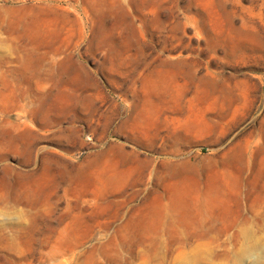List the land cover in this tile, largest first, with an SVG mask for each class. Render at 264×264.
<instances>
[{
  "label": "rangeland",
  "instance_id": "374dc122",
  "mask_svg": "<svg viewBox=\"0 0 264 264\" xmlns=\"http://www.w3.org/2000/svg\"><path fill=\"white\" fill-rule=\"evenodd\" d=\"M250 262L264 0H0V264Z\"/></svg>",
  "mask_w": 264,
  "mask_h": 264
},
{
  "label": "bare ground",
  "instance_id": "6f19581e",
  "mask_svg": "<svg viewBox=\"0 0 264 264\" xmlns=\"http://www.w3.org/2000/svg\"><path fill=\"white\" fill-rule=\"evenodd\" d=\"M103 173L107 174L109 177H111V171L109 168H105ZM115 175V174H114Z\"/></svg>",
  "mask_w": 264,
  "mask_h": 264
},
{
  "label": "clouds",
  "instance_id": "9594fccd",
  "mask_svg": "<svg viewBox=\"0 0 264 264\" xmlns=\"http://www.w3.org/2000/svg\"><path fill=\"white\" fill-rule=\"evenodd\" d=\"M250 264H251V262H250Z\"/></svg>",
  "mask_w": 264,
  "mask_h": 264
}]
</instances>
